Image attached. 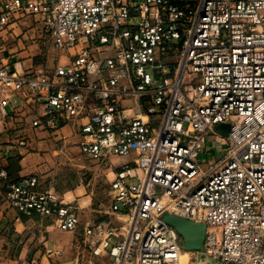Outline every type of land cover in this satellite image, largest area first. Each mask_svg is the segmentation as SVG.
<instances>
[{
    "label": "built area",
    "instance_id": "obj_1",
    "mask_svg": "<svg viewBox=\"0 0 264 264\" xmlns=\"http://www.w3.org/2000/svg\"><path fill=\"white\" fill-rule=\"evenodd\" d=\"M25 17L69 61L53 73L0 66V88L13 94L0 102V132L25 92L43 106L33 128L84 121L86 158L135 157L111 183L121 225L83 229L90 263L182 264L183 239L162 220L169 214L206 225L199 254L264 264V0H0V32ZM223 124L227 138L214 131ZM211 134L221 161L207 151ZM0 180L10 208L62 232L80 228L79 207L38 177L13 182L2 169Z\"/></svg>",
    "mask_w": 264,
    "mask_h": 264
},
{
    "label": "crops",
    "instance_id": "obj_2",
    "mask_svg": "<svg viewBox=\"0 0 264 264\" xmlns=\"http://www.w3.org/2000/svg\"><path fill=\"white\" fill-rule=\"evenodd\" d=\"M68 61L62 52L52 47L34 17L21 18L16 25L0 32V66H8L21 74L26 71L53 73L58 65ZM7 95L13 96L12 93H3L0 88V102ZM42 112L43 106L27 93L14 95L13 108H10L4 130L0 132V171L6 169L10 180L16 182L38 177L41 189L53 188L62 201L77 205L81 226L76 232L81 240L87 224L108 221L118 224L120 220L115 215L118 203L111 206L109 216L88 218L91 212H98L93 199L95 189L90 185L100 176L101 167H121L135 157H113L108 164L95 162L97 165L94 166L86 160L80 147L82 138L78 127L84 121L68 123L56 132L33 128L32 122ZM127 115L134 116L135 112L128 110ZM22 141L26 146L20 145ZM115 173L112 171L111 183ZM6 196L7 189L0 180V264H24L33 258L55 264H78V260L71 258L62 261V256L48 258L49 251L64 253L62 246L58 245L61 235L59 230L55 231L53 219L19 213L5 203ZM77 250L79 255L84 253L82 247Z\"/></svg>",
    "mask_w": 264,
    "mask_h": 264
},
{
    "label": "rangeland",
    "instance_id": "obj_3",
    "mask_svg": "<svg viewBox=\"0 0 264 264\" xmlns=\"http://www.w3.org/2000/svg\"><path fill=\"white\" fill-rule=\"evenodd\" d=\"M207 151L212 152V156L214 157V162L221 161L223 158V146H221L219 143L216 142V138L214 134H211L207 138V144H206ZM210 154V155H211ZM210 158L208 153L202 154L201 159L207 160ZM89 163L93 164L94 166L97 165L94 161L86 158ZM119 167V166H118ZM116 166L110 167V168H104L101 167L100 176L98 179L91 183L90 180V188L95 189L94 192V205L95 209L98 210L91 212L88 216L89 219L95 218H103L104 216H109L108 212H111V206L116 203L114 194L111 192L110 184L111 179L113 178L112 171H116L118 168ZM86 183H89V181ZM130 184H135L136 180L129 181ZM117 210L118 211H124L121 204H117ZM94 215V216H93ZM118 225H121V222L118 223ZM55 231H58L56 228ZM60 238H59V244L62 246L64 253L62 254V261L67 260L68 258L78 260V264H91L90 263V256L85 250V246L83 245V242L81 240V237L79 236V232H62L59 230ZM116 240H111V245H115ZM77 247H82L81 252H84L83 254L79 255V252L77 250ZM184 255V254H183ZM65 256V257H64ZM64 258V259H63ZM188 260V261H187ZM187 261V262H186ZM201 263V254L197 253H188L182 256V264H200ZM20 264V263H19Z\"/></svg>",
    "mask_w": 264,
    "mask_h": 264
},
{
    "label": "water",
    "instance_id": "obj_4",
    "mask_svg": "<svg viewBox=\"0 0 264 264\" xmlns=\"http://www.w3.org/2000/svg\"><path fill=\"white\" fill-rule=\"evenodd\" d=\"M214 131L223 138H227L230 131V124H223L221 126L215 127ZM162 220L169 226L173 227L182 237L186 252L197 253L204 251L206 239L205 224L194 223L169 214L163 215ZM200 264H218V261L205 254H201Z\"/></svg>",
    "mask_w": 264,
    "mask_h": 264
},
{
    "label": "trees",
    "instance_id": "obj_5",
    "mask_svg": "<svg viewBox=\"0 0 264 264\" xmlns=\"http://www.w3.org/2000/svg\"><path fill=\"white\" fill-rule=\"evenodd\" d=\"M6 170V169H5ZM7 171V170H6ZM8 173V172H7ZM8 177H9V174H8ZM10 179V178H9ZM2 181V180H1ZM12 181V180H11ZM3 182V181H2ZM13 182H16V181H13ZM18 182V181H17Z\"/></svg>",
    "mask_w": 264,
    "mask_h": 264
},
{
    "label": "bare ground",
    "instance_id": "obj_6",
    "mask_svg": "<svg viewBox=\"0 0 264 264\" xmlns=\"http://www.w3.org/2000/svg\"><path fill=\"white\" fill-rule=\"evenodd\" d=\"M188 253H190V252H185L184 255H185V254H188ZM184 255H183V256H184ZM187 261H188V260H187ZM187 261H186V262H187Z\"/></svg>",
    "mask_w": 264,
    "mask_h": 264
}]
</instances>
